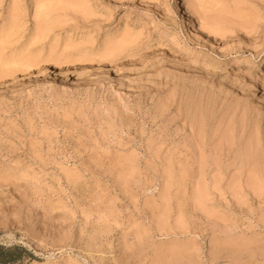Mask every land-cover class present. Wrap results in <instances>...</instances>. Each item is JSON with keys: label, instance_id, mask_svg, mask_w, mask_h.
Returning <instances> with one entry per match:
<instances>
[{"label": "rangeland", "instance_id": "obj_1", "mask_svg": "<svg viewBox=\"0 0 264 264\" xmlns=\"http://www.w3.org/2000/svg\"><path fill=\"white\" fill-rule=\"evenodd\" d=\"M188 1L0 0L6 264H264V0Z\"/></svg>", "mask_w": 264, "mask_h": 264}, {"label": "trees", "instance_id": "obj_2", "mask_svg": "<svg viewBox=\"0 0 264 264\" xmlns=\"http://www.w3.org/2000/svg\"><path fill=\"white\" fill-rule=\"evenodd\" d=\"M25 249L21 246H14L11 248H1L0 250V264H6L7 262H10L12 260H15L18 258V256L23 253ZM15 253H19L17 256H13ZM5 255H9L10 258L6 259Z\"/></svg>", "mask_w": 264, "mask_h": 264}, {"label": "bare ground", "instance_id": "obj_3", "mask_svg": "<svg viewBox=\"0 0 264 264\" xmlns=\"http://www.w3.org/2000/svg\"><path fill=\"white\" fill-rule=\"evenodd\" d=\"M181 2H182V8H183V10H184V13H185V15H186V17H187V19H189V20H192V17H193V15H194V11H195V9H194V7L192 6V5H190L189 4V1L188 0H181ZM13 73H15V74H17L16 72H14V71H11L10 73H7L8 74V76L9 77H14V74ZM17 82V81H16ZM15 84V83H14ZM187 255V254H186ZM187 259V258H186ZM192 259V258H191ZM193 260V259H192ZM180 261V260H179ZM196 262V261H195ZM178 264V263H177Z\"/></svg>", "mask_w": 264, "mask_h": 264}]
</instances>
